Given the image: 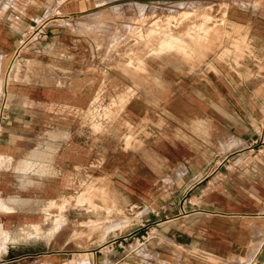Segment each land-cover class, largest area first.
I'll list each match as a JSON object with an SVG mask.
<instances>
[{"label":"crops","instance_id":"0c3cea01","mask_svg":"<svg viewBox=\"0 0 264 264\" xmlns=\"http://www.w3.org/2000/svg\"><path fill=\"white\" fill-rule=\"evenodd\" d=\"M61 1L0 0V264H264V0ZM175 6L206 37L121 60ZM90 178L147 201L136 241L52 237Z\"/></svg>","mask_w":264,"mask_h":264},{"label":"rangeland","instance_id":"374dc122","mask_svg":"<svg viewBox=\"0 0 264 264\" xmlns=\"http://www.w3.org/2000/svg\"><path fill=\"white\" fill-rule=\"evenodd\" d=\"M61 3V0H52V7ZM163 8L153 10L152 18H148L152 19L149 26L138 25L137 34L132 35L129 41L121 42L118 52L121 60L129 62L135 56L146 51L149 53L159 51L165 40L174 36L180 39L185 37L190 41L195 39L199 41L202 36L206 37L207 35L205 30L208 26L207 23L210 19L216 18V13L211 9L198 11L192 7ZM89 180L87 183L77 185L78 193L73 195V199L59 201L54 204L51 201L50 206L53 212L49 211L52 212V215L47 217L46 227L50 229L52 237H56L61 233L64 234L67 231L77 239L79 237L83 239L89 229L91 231L97 228L105 229L106 234L110 230H124L130 227L136 230L123 236L122 241L126 245L131 244L133 240L136 241V231L143 229V226L146 225V216L143 211L147 207V201L133 200L123 203L116 200L118 204L114 205L115 200L111 198L112 185L109 183L96 184L95 178ZM68 208H75L84 212L74 216L64 215L63 213ZM101 211L104 212L101 213ZM85 249L80 247L73 250H76L75 253L82 254Z\"/></svg>","mask_w":264,"mask_h":264},{"label":"bare ground","instance_id":"6f19581e","mask_svg":"<svg viewBox=\"0 0 264 264\" xmlns=\"http://www.w3.org/2000/svg\"><path fill=\"white\" fill-rule=\"evenodd\" d=\"M205 34V33H204ZM168 37V36H167ZM171 37V36H170ZM169 38V37H168ZM178 39L179 38H177V37H171L170 39H168V40H165V44L167 45V47H168V49H169V46H172V44L174 43V42H176V41H178ZM180 41V40H179ZM178 43H180V42H178ZM161 48V47H160ZM179 48V47H178ZM164 49V48H163ZM166 50V49H165ZM170 51H172V49H169ZM182 51V50H181ZM160 52V51H159ZM176 52V51H175ZM153 54V53H152ZM24 59V58H23ZM10 61V60H9ZM16 64H18V63H16ZM29 64V63H28ZM27 66V65H26ZM2 67V66H1ZM17 71V70H16ZM85 77V76H84ZM79 78V77H78ZM82 78V77H81ZM73 82H74V80H72ZM91 81V80H90ZM131 93V92H130ZM130 96V95H129ZM126 97V96H125ZM113 101V100H112ZM124 102H125V100H124ZM122 105V104H121ZM105 110V109H104ZM119 110V109H118ZM99 118V117H98ZM108 121V120H107ZM93 125V124H92ZM1 154V153H0ZM9 161V160H8ZM35 168V167H34ZM77 168V167H76ZM3 169V168H2ZM36 169H38V168H36ZM79 169V168H78ZM32 172V171H31ZM74 175V174H73ZM81 177V176H80ZM70 179V178H69ZM71 180V179H70ZM71 182V181H70ZM75 184H77V183H75ZM97 184V183H96ZM64 186V185H63ZM32 187V186H31ZM61 187V186H60ZM80 189V188H79ZM110 192V191H109ZM93 194V193H92ZM79 195H81V194H79ZM15 198V197H14ZM77 198H78V196H77ZM81 198V197H80ZM3 202V201H2ZM17 202V201H16ZM119 202V201H118ZM125 202H128V201H125ZM111 203V202H110ZM114 205H117L118 203H117V201L115 200L114 201V203H113ZM1 205H2V203H1ZM108 207V206H107ZM5 208V207H4ZM48 208V207H47ZM9 209V208H8ZM5 210V209H4ZM106 210V209H105ZM104 210V211H105ZM6 211V210H5ZM10 211V210H9ZM103 211V212H104ZM53 212V211H52ZM102 211H101V213H103ZM106 212V211H105ZM2 213V212H1ZM7 214V213H6ZM12 214V213H11ZM16 214V213H15ZM106 214V213H105ZM11 216V215H10ZM104 216V215H103ZM102 219V218H101ZM3 225V224H2ZM1 234V233H0ZM3 235V234H2ZM50 236V235H49ZM1 237V236H0ZM4 237V236H3ZM6 237V236H5ZM0 240H2V239H0Z\"/></svg>","mask_w":264,"mask_h":264},{"label":"built area","instance_id":"2783aa9c","mask_svg":"<svg viewBox=\"0 0 264 264\" xmlns=\"http://www.w3.org/2000/svg\"><path fill=\"white\" fill-rule=\"evenodd\" d=\"M3 119H4V114L0 113V126Z\"/></svg>","mask_w":264,"mask_h":264}]
</instances>
